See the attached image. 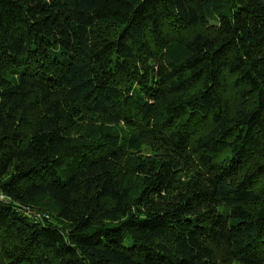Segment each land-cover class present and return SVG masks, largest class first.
Returning <instances> with one entry per match:
<instances>
[{
	"label": "trees",
	"instance_id": "obj_1",
	"mask_svg": "<svg viewBox=\"0 0 264 264\" xmlns=\"http://www.w3.org/2000/svg\"><path fill=\"white\" fill-rule=\"evenodd\" d=\"M0 196V264H264V0H0Z\"/></svg>",
	"mask_w": 264,
	"mask_h": 264
},
{
	"label": "rangeland",
	"instance_id": "obj_2",
	"mask_svg": "<svg viewBox=\"0 0 264 264\" xmlns=\"http://www.w3.org/2000/svg\"><path fill=\"white\" fill-rule=\"evenodd\" d=\"M51 207V206H50ZM48 204H46L45 208H50Z\"/></svg>",
	"mask_w": 264,
	"mask_h": 264
},
{
	"label": "built area",
	"instance_id": "obj_3",
	"mask_svg": "<svg viewBox=\"0 0 264 264\" xmlns=\"http://www.w3.org/2000/svg\"><path fill=\"white\" fill-rule=\"evenodd\" d=\"M0 200H3V197L2 196H0Z\"/></svg>",
	"mask_w": 264,
	"mask_h": 264
}]
</instances>
